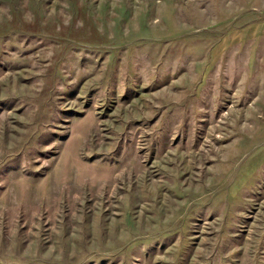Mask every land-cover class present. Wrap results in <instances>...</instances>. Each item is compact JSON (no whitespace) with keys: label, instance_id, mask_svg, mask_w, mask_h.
<instances>
[{"label":"rangeland","instance_id":"1","mask_svg":"<svg viewBox=\"0 0 264 264\" xmlns=\"http://www.w3.org/2000/svg\"><path fill=\"white\" fill-rule=\"evenodd\" d=\"M0 264H264V0H0Z\"/></svg>","mask_w":264,"mask_h":264}]
</instances>
